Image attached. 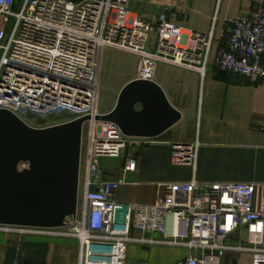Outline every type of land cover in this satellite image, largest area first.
Masks as SVG:
<instances>
[{
    "label": "built area",
    "instance_id": "obj_1",
    "mask_svg": "<svg viewBox=\"0 0 264 264\" xmlns=\"http://www.w3.org/2000/svg\"><path fill=\"white\" fill-rule=\"evenodd\" d=\"M132 1L0 0V109L25 121L52 122L47 126L90 116L83 130L76 215L62 228L0 224V234L76 237L80 264H126L133 242L187 247L184 264H222L231 249L226 240L242 241L245 234L250 246L235 249L249 250L253 264H264V197L255 208V183L168 182L163 196L143 204L117 199L121 181L102 177V157H119L129 144L149 141L96 119L102 50L135 54L137 78L144 80H154L162 62L201 75L210 62L212 32L187 31L163 16L155 21L128 15ZM229 46L218 53L216 65L253 83L262 81L264 4L232 21ZM171 144L174 164L196 167L198 141ZM135 167L128 159L125 169ZM135 231L141 235L134 236Z\"/></svg>",
    "mask_w": 264,
    "mask_h": 264
},
{
    "label": "crops",
    "instance_id": "obj_2",
    "mask_svg": "<svg viewBox=\"0 0 264 264\" xmlns=\"http://www.w3.org/2000/svg\"><path fill=\"white\" fill-rule=\"evenodd\" d=\"M181 23L187 31L213 33L210 62L205 73L170 63H159L154 76L171 104L182 118L157 138H147L140 145L131 143L119 157H102V177L121 181L116 198L121 201L151 204L165 194L168 182H253L256 194L264 197V79L253 83L248 77L220 68L214 59L228 49L232 21L247 15L264 0H184ZM175 21V20H174ZM129 55L120 66L109 59L99 81V113H109L118 101L123 87L137 79L139 58L132 53L107 47ZM106 48V49H107ZM122 68V78L112 84L111 71ZM101 67V60H100ZM103 67V65H102ZM138 109L141 106H137ZM198 141L196 167L172 162V142ZM136 162L135 170H126L127 160ZM219 165V174H210V166ZM141 233L134 232L138 237ZM146 236H151L147 234ZM160 238L155 233L152 235ZM233 237L222 264H253L250 246ZM80 244L76 237L45 234H0V264H80ZM190 251L184 246L162 243H130L126 264H184Z\"/></svg>",
    "mask_w": 264,
    "mask_h": 264
},
{
    "label": "water",
    "instance_id": "obj_3",
    "mask_svg": "<svg viewBox=\"0 0 264 264\" xmlns=\"http://www.w3.org/2000/svg\"><path fill=\"white\" fill-rule=\"evenodd\" d=\"M181 118L157 82L138 78L123 87L112 111L96 117L135 138H157ZM89 119L37 128L0 109V224L62 228L76 215ZM21 163L29 166L20 169Z\"/></svg>",
    "mask_w": 264,
    "mask_h": 264
},
{
    "label": "rangeland",
    "instance_id": "obj_4",
    "mask_svg": "<svg viewBox=\"0 0 264 264\" xmlns=\"http://www.w3.org/2000/svg\"><path fill=\"white\" fill-rule=\"evenodd\" d=\"M185 2L184 0H133L131 4L130 14L135 17H141L148 20L157 21L161 16L179 21L182 20V14L180 12L181 5ZM126 52V51H125ZM129 55L127 53H123L117 50H111L109 48H105L101 53V73L105 72V64L109 59H113V61H119L120 66L126 63V60L129 61ZM103 65V67H102ZM116 68L111 71V82L112 84H116L122 78V68ZM136 79V76H135ZM26 122L33 127H45L52 122L42 121L34 119L33 117H26ZM130 145V144H129ZM127 146L126 148H135L133 146ZM125 151V150H124ZM220 172L219 165L210 166V174L218 175ZM264 186V185H261ZM263 195L262 188H259L256 194L257 200H260Z\"/></svg>",
    "mask_w": 264,
    "mask_h": 264
},
{
    "label": "bare ground",
    "instance_id": "obj_5",
    "mask_svg": "<svg viewBox=\"0 0 264 264\" xmlns=\"http://www.w3.org/2000/svg\"><path fill=\"white\" fill-rule=\"evenodd\" d=\"M132 4V3H131Z\"/></svg>",
    "mask_w": 264,
    "mask_h": 264
}]
</instances>
